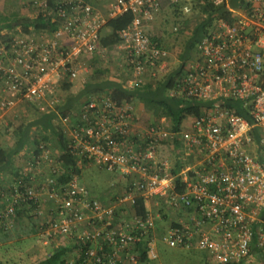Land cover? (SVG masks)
<instances>
[{
  "label": "built area",
  "instance_id": "obj_1",
  "mask_svg": "<svg viewBox=\"0 0 264 264\" xmlns=\"http://www.w3.org/2000/svg\"><path fill=\"white\" fill-rule=\"evenodd\" d=\"M207 1L225 5L231 20L214 19L196 45V59L184 66L170 94L239 101L245 115L223 105L185 119L177 133L173 168L168 158L159 157L162 141L171 148L175 144L164 117L139 124L132 103H118L104 92L65 116L57 109L68 94L62 84L87 71L86 62L99 50L101 30L126 12L132 20L117 32L115 47L129 73L120 81L135 89L154 75L168 55V49L151 41L146 28L160 9L158 0L21 1L27 17L41 16L56 27L48 31L28 26L24 31L18 24L0 29V122L23 110L56 113L80 167L117 170L130 182L107 204L94 199L77 175L60 182L59 163L40 144L13 180L0 224L10 225L20 207H34L40 214L44 195L53 207L38 229L48 238L80 230L76 238L91 242L81 264H137L134 245L150 236L158 216L134 213V199L140 196L147 204L181 212L179 227L161 235L168 246L205 250L217 264H264V0H243L238 8L227 0ZM181 14H192L190 2L182 5ZM36 174L40 183H34ZM123 213L130 222L122 219ZM102 244L108 245L107 252ZM147 253L156 257L154 238Z\"/></svg>",
  "mask_w": 264,
  "mask_h": 264
},
{
  "label": "trees",
  "instance_id": "obj_2",
  "mask_svg": "<svg viewBox=\"0 0 264 264\" xmlns=\"http://www.w3.org/2000/svg\"><path fill=\"white\" fill-rule=\"evenodd\" d=\"M158 2L160 4V9L158 10V12L162 10H169L171 14L174 15V22L175 24H178V26L176 25L177 30L174 31L173 29L176 34H182L183 28L185 27L186 19L185 17L183 18L181 14V7L184 3L190 2L192 5V14L186 16L190 17L191 15H197L198 18L196 19L195 26L192 28L191 34L186 38L183 44L182 51L179 54L180 61L178 62V64L168 70L159 79H156L154 81L145 80L143 84L139 87L135 89H128L123 86V82H121L119 79L109 77L108 68L106 66H103L102 59L97 56V54H94L89 59L88 63L91 67V73L83 82L82 88L75 95H70L69 93L66 94L62 103L57 106V109L61 115L65 116L67 114L73 113L75 110L78 109L79 105L84 100L90 98L95 94L104 92L109 94L112 100L118 103H139L142 106L143 110L148 112V114H151L152 118L156 121L160 120L162 117L168 120L171 131L175 133V144L173 143V149L174 146L177 147V143L179 140V136L177 135V133L179 132L183 121L188 117H193L201 114L204 108L226 105L229 108H235L237 113L245 115L243 110L239 107V101L229 99L224 100L220 98L211 101H205L202 99L189 98L184 96L181 97L177 94H170V91L172 90H174L175 92L176 86H178L179 84L184 64L189 58L190 53L196 50L197 43L199 42L200 38L204 34H206L212 27L214 19L217 16H223L228 21L231 20V16L227 7L225 5L215 7L207 0L203 1L202 3H199L198 0H181L178 3H172L169 0H158ZM227 4L232 8H238L241 4H243V0H227ZM3 19V22H1L0 24V29H11L18 24H21L24 31L27 30L28 26L34 27L35 30L43 29L48 31H52L56 27L55 23H51L43 19L41 16H38L36 18H29L26 16H20L15 13L11 16L3 17ZM131 20L132 14L130 12H126L123 15H119L110 19L101 30L99 40L100 47H115L119 42L117 32L120 29L124 28L126 25H128ZM150 38L153 43L164 46L166 49H168L167 46L164 45L162 37L156 38L155 36H151ZM261 83L264 87V74L262 76ZM72 86V82L65 81L62 84V90L67 93L70 91ZM26 111L31 112L29 114L32 118L28 119V121L26 122L18 124L13 129V145L10 148H5L3 145H0V192H4L3 187L1 185V177L4 172L11 171L14 174V179H18V177L20 176L19 172L22 166L18 168L19 171L18 169H15L13 167V159L14 156H16L20 151H23L24 149L29 147L34 148L32 152H34L35 154L39 152L40 144H43L46 148L49 147V149L52 150L54 155L53 158L56 159L60 166V176H63L59 178L61 180L60 182H64L66 180V176L68 177L69 175L74 174L79 177L82 167L86 165L84 164L80 167L75 156L71 153L68 140L64 135L63 130L57 120L56 113L40 114L33 110ZM172 171L174 172V170ZM92 198L97 199L95 197ZM30 208L34 209V207ZM132 209L136 215L142 218H145L150 212L148 204L140 196H137L134 199ZM159 210L162 211L161 208H159ZM27 212V209L17 208L14 219L17 220L19 218L24 217ZM52 212L55 213V215L58 214V211ZM159 216L160 213H158L157 217ZM29 219L32 220L31 217ZM43 220L44 219H42L41 222H43ZM174 227H179L178 220H174V222H171V228ZM6 230H8L7 227L5 225L0 224V232L2 234H6ZM152 231H150L149 237H143L144 240H141L140 242H137L134 245L132 253H134L138 259L137 264H149L152 259L156 258L149 257L147 253L148 241L151 239ZM72 237L73 238L71 239L73 241V248L79 254L77 256L78 258L73 264H81L84 258V253L86 249L90 246L91 242L77 239L74 234H72ZM71 239L68 244H71ZM159 242L162 241L159 239ZM102 246V252H107L108 245L102 244ZM173 248L188 250L181 247ZM68 252H72V246H67V244L66 246H55L53 249H50L48 254H46V256L37 264H72L71 261H68V258L66 256ZM8 260H0V264H17L16 262L13 263Z\"/></svg>",
  "mask_w": 264,
  "mask_h": 264
},
{
  "label": "rangeland",
  "instance_id": "obj_3",
  "mask_svg": "<svg viewBox=\"0 0 264 264\" xmlns=\"http://www.w3.org/2000/svg\"><path fill=\"white\" fill-rule=\"evenodd\" d=\"M21 1L22 0H0V24L4 20L3 17H8L15 13L26 17L29 15V11L22 6L23 4ZM185 19V27L183 28L182 34H176L173 31L174 26H178V24H175L174 15L171 14L169 10H162L154 14L153 18L147 22L146 28L149 35L155 36L156 38H163L164 45L168 48V55L154 70V75L146 76L145 80L154 81L159 79L180 61L179 54L182 51L183 44L186 38L191 34L192 28L195 26L196 19L198 18L197 15H191L190 17L185 16ZM96 54L102 59L103 66L108 68L110 78H117L119 80L127 78L129 72L120 50L116 47H99V50L95 52V55ZM197 55V49L192 51L184 66L195 60ZM88 63L89 61L86 62L87 71L81 72L79 77L74 80L73 88L68 92L70 95H75L79 92L83 82L90 75L91 67ZM133 105L139 124H148L156 121L152 118L151 114L143 110L139 103H134ZM29 113L31 112L23 110V112L18 113V115H10L0 122V145H3L5 148H10L13 145L14 139L12 131L18 124L32 118ZM164 124L166 125V131L171 130L168 120L165 119ZM33 149V147L26 148L14 156L13 167L15 169L20 168L31 158ZM174 156V149L171 148V145L167 141H162L159 147V157L168 158L173 168ZM42 165H44V167L47 166L45 162H43ZM36 177L37 179L34 180V183H40L41 180H39V175L36 174ZM1 180L4 193L0 199V203L4 202L6 206L10 199L9 193L11 184L13 180H15L14 174L11 171L4 172ZM79 181L87 188L92 197L101 199L106 203L111 202L116 196L123 194L130 182L128 178L121 176L117 170L112 171L91 164H86L82 167ZM160 205L162 204L160 203ZM52 207V202L44 195L41 196L40 214L36 213L35 210L28 206L20 207L21 209L28 210L26 215L17 220L13 219L14 222H11V224L7 226L8 230H6V234L0 233V258H2V260L9 259L8 261L18 264H37L48 254L50 249L59 245L66 246L67 244V246H72V252H68L66 255L68 261H71L72 264L76 261L79 254L73 248L72 235L48 238L42 235V232H40L37 227L40 225L43 218H47L51 215L50 212ZM148 207L150 212H153V216L155 213H160V218L155 219L156 225L151 235V238H154L155 242L156 258L152 259L149 264H217L210 256L209 252L205 250H182L169 247L165 243L159 242L161 235L171 227V222L179 220L178 217L181 215V212H175L173 208L170 209L165 205L160 207L162 211L156 210L159 209V206L156 207L155 204L148 203ZM29 216L32 220L29 219ZM121 216H124L122 218L123 220L126 219L130 222V219H127L129 217L128 213H123ZM79 233L80 230L75 232V237H77ZM70 239L71 244H68ZM45 240L47 241L46 243H44ZM18 254L22 256L19 262L16 261V256ZM244 264H257V262L250 260Z\"/></svg>",
  "mask_w": 264,
  "mask_h": 264
},
{
  "label": "crops",
  "instance_id": "obj_4",
  "mask_svg": "<svg viewBox=\"0 0 264 264\" xmlns=\"http://www.w3.org/2000/svg\"><path fill=\"white\" fill-rule=\"evenodd\" d=\"M72 88H73V86H72ZM71 88V89H72ZM70 89V90H71ZM3 193L4 192H0V195H1V197L3 196ZM2 201V200H1ZM5 207V204H4V202H2V203H0V209H3ZM160 217H157L156 219H159ZM32 228H35V227H32ZM1 233V232H0ZM22 256H20V254H18L17 256H16V261H20ZM0 260H2V258H0ZM18 264V263H17Z\"/></svg>",
  "mask_w": 264,
  "mask_h": 264
}]
</instances>
